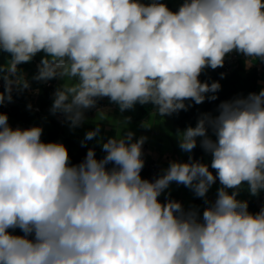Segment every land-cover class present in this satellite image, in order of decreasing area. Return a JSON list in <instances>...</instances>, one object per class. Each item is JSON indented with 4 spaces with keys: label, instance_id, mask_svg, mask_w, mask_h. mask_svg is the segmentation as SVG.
I'll use <instances>...</instances> for the list:
<instances>
[{
    "label": "clouds",
    "instance_id": "1",
    "mask_svg": "<svg viewBox=\"0 0 264 264\" xmlns=\"http://www.w3.org/2000/svg\"><path fill=\"white\" fill-rule=\"evenodd\" d=\"M0 51L10 54L0 105L13 84L29 87L18 65L43 52L35 79L62 81L51 111L72 127L104 97L121 112L139 103L171 115L185 100L217 99L219 82L199 76L226 55L264 60V0H182L175 12L162 0H0ZM42 132L13 129L0 112V264H264V208L250 213L236 198L245 183L252 195L264 189V89L178 131L184 152L200 138L215 175L189 157L142 178L146 138L133 142L132 132L102 143V159L89 149L71 164L66 146L43 142ZM98 134L99 126L85 139ZM217 179L202 218L158 199L173 182L205 198Z\"/></svg>",
    "mask_w": 264,
    "mask_h": 264
},
{
    "label": "crops",
    "instance_id": "2",
    "mask_svg": "<svg viewBox=\"0 0 264 264\" xmlns=\"http://www.w3.org/2000/svg\"><path fill=\"white\" fill-rule=\"evenodd\" d=\"M143 2L148 3L149 0H143ZM162 2H164L170 10L175 12L179 9L182 0H162ZM45 55V53L40 52L36 54L30 62L18 65L19 73L28 81L29 87L21 89L13 84L12 91L18 90L23 92L24 105H39V96L42 89L45 87H43L42 81L39 80H36L34 86L30 85V83L33 77H36L38 74L41 61L45 58ZM263 61L264 60L256 59L252 61L250 65L247 61L242 64V66L247 69L255 67L258 70V83L255 93H259L261 89H264V70L261 67ZM13 79H15V77H13ZM52 81L55 85L54 87H49L53 91L47 106L50 108H52L53 104V94L62 84L60 79H52ZM100 111L101 114H98L99 111L96 113L84 112V120L78 127H72L68 121L59 125L53 118L47 116L45 111H43L42 114L31 111L30 120L27 122H19L8 117V123L13 129H27L33 126L41 127L43 129L41 136L43 142L47 134L56 132V136L49 142L64 144L65 138H70L74 142L77 150L82 147H98L102 149V143L106 142L109 138L116 137L117 134L124 136L127 132H132L134 134L133 142L141 137L146 138L143 146L147 147L148 156L158 161L160 164V175H163L164 170L168 168L170 162H188L189 157L192 158L193 150L188 153L182 151L179 147L177 133L184 129L175 124L171 115L160 116L156 109L153 108L143 119L130 120L121 113L119 106L111 102L109 98H107L105 107ZM144 122L150 123L151 126H142ZM97 126H99V134L91 140H86V133L95 130ZM219 187H221V185H212L206 197L200 198L197 197L190 188L173 182L160 197L165 199L171 194H176L182 199L186 211L189 209H196L199 211L202 218L204 208L209 206L205 203V199L209 202H214ZM232 191H234V189H228L230 194ZM263 196L264 189H261L256 195H252L248 190V185L245 183L238 190L236 198L240 201L247 202L252 200L262 209L264 208ZM15 234L17 233L15 232Z\"/></svg>",
    "mask_w": 264,
    "mask_h": 264
},
{
    "label": "trees",
    "instance_id": "3",
    "mask_svg": "<svg viewBox=\"0 0 264 264\" xmlns=\"http://www.w3.org/2000/svg\"><path fill=\"white\" fill-rule=\"evenodd\" d=\"M10 59V54L7 52L0 51V65L6 63V61ZM262 69L264 70V61L261 64ZM201 82H207L211 84L212 82H219L220 90L215 93L217 99L210 100L208 99L209 96L213 95V93L205 94L206 98L205 101L201 104H195L192 100H185L184 103L188 105L186 110H179L171 114L172 119L174 120L175 124L182 128L186 129L187 127H195L197 124L198 119L204 113H211L212 115L218 114V106L221 102L234 99L236 97H247L249 93H255L256 87L258 83V70L253 68H245L242 65H238L235 69H233L230 74H228L223 79H218L216 74L204 72L202 71L201 75L199 76ZM36 83L35 77H33L30 85L34 86ZM52 89L51 88H43L42 92L39 96V107L43 110L45 109L52 97ZM11 95L16 98L18 103L11 106L10 109L6 110L4 113L7 114L8 117L15 119L19 122H27L30 120L31 111H27L24 108V100H23V92L18 90L12 91ZM155 108L152 104L141 105L137 103L132 109L125 110L121 112L126 118L130 120H141L143 119L150 110ZM56 132L52 134H47L44 138V142H49L56 136ZM209 135L211 136V131L209 130ZM215 139V137H213ZM200 138H197V146L193 149L192 153V160L196 161L199 160L203 163H206L210 166L211 163V155L206 153L200 146L199 143ZM64 145L68 149L70 163L71 164H79L84 160L86 157L87 151L89 149H94L96 158L102 159L106 153L102 151L101 148L98 147H82L79 150L76 149L74 142L70 138H65ZM107 167L111 168L112 165L109 164ZM145 173L144 168L141 171V176ZM161 203L166 202L167 200L171 199L174 201H178L182 203V199L176 195L171 194L167 198H158ZM248 203V211L250 213H257L261 210L257 204L250 200ZM12 231L15 235H23V233L19 229L9 230Z\"/></svg>",
    "mask_w": 264,
    "mask_h": 264
},
{
    "label": "built area",
    "instance_id": "4",
    "mask_svg": "<svg viewBox=\"0 0 264 264\" xmlns=\"http://www.w3.org/2000/svg\"><path fill=\"white\" fill-rule=\"evenodd\" d=\"M247 60L248 58L245 57L243 54L232 52L226 55L224 59V64L222 67H218L216 69L206 67L203 71L216 74L217 78L220 80V79L225 78L228 74H230V72L233 69H235L238 65L244 64ZM42 83H43V87H46V88L54 87L55 85V83L52 80L42 81ZM3 90H4V81L0 80V91H3ZM106 102H107V97L97 98V103L95 107L86 109L84 110V112L85 113H96L105 107ZM16 103H18V101L16 100V98L12 96L11 102L5 100V102L2 105H0V112L4 113L6 110L10 109L12 105ZM24 108L27 111H33L37 114H42L43 111H45L46 115L53 118L54 121L59 125H62L63 123L67 121L63 113L61 112L53 113L50 107H47L45 108V110H42L39 107V105L36 104L32 106L24 105ZM142 159L144 160V170H145V173L142 176V178L148 179L150 181H154L157 177L161 176L160 175V164L158 163V161L148 156L147 147L143 145H142ZM209 170L213 171V174L215 175V170L211 169V167L209 168ZM213 185H220L219 180L217 179ZM263 200H264V196H263Z\"/></svg>",
    "mask_w": 264,
    "mask_h": 264
}]
</instances>
